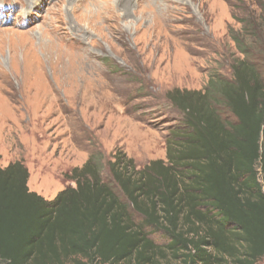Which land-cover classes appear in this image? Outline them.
<instances>
[{"label": "trees", "instance_id": "trees-1", "mask_svg": "<svg viewBox=\"0 0 264 264\" xmlns=\"http://www.w3.org/2000/svg\"><path fill=\"white\" fill-rule=\"evenodd\" d=\"M237 21L232 79L167 94L183 119L166 161L96 151L51 201L30 191L23 163L0 165V264L264 258V10Z\"/></svg>", "mask_w": 264, "mask_h": 264}, {"label": "rangeland", "instance_id": "rangeland-1", "mask_svg": "<svg viewBox=\"0 0 264 264\" xmlns=\"http://www.w3.org/2000/svg\"><path fill=\"white\" fill-rule=\"evenodd\" d=\"M262 10L264 0H0V165L23 163L30 191L51 201L96 151L166 161L183 119L167 94L232 79L231 32Z\"/></svg>", "mask_w": 264, "mask_h": 264}]
</instances>
